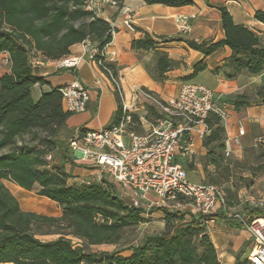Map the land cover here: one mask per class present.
I'll use <instances>...</instances> for the list:
<instances>
[{
	"label": "trees",
	"instance_id": "trees-1",
	"mask_svg": "<svg viewBox=\"0 0 264 264\" xmlns=\"http://www.w3.org/2000/svg\"><path fill=\"white\" fill-rule=\"evenodd\" d=\"M86 1L0 0V55H8V72L0 76V264H218L206 222L220 219L231 230L242 229L222 210L203 217L189 211L159 208L163 228L140 237L137 242L136 231L147 220L141 210L128 208L121 201L112 184L104 180L70 183L64 165L72 162L67 140L75 131L66 124L71 114L62 109L59 88L33 99L32 88L44 85V81L33 74L30 61L35 57L58 61L69 56L71 47L86 40L99 53L105 49L114 29L89 11ZM114 1L122 7L123 0ZM196 1L144 0V3L177 8ZM218 11L224 38L217 42L187 41V46L204 58L222 47L228 48L230 55L221 67L228 80L241 74L262 79L260 84L246 87L223 101L236 112L264 106V31L255 34L235 25L226 8L220 7ZM255 18L263 21V13L256 12ZM160 42L164 39L147 34L131 42L134 51L152 53L144 69L157 83L179 66L158 49ZM95 59L103 61L100 54ZM103 65L116 78L113 67L104 61ZM205 69L201 60L184 79ZM115 98L117 110L112 125L122 117L116 92ZM205 123L209 132L202 140L205 154L200 159L204 183L219 184L223 174L228 176L238 168L249 175L240 178L249 184L257 176H264V139L245 150L243 159L232 165L223 156L225 130L220 118L209 114ZM78 132L82 134L85 130ZM47 156H51L50 161ZM3 181L24 191H34L54 203L60 215L50 217L21 210ZM189 202L182 196L176 198V203L182 206H189ZM249 214L264 216L258 209L250 210ZM42 236L56 238L43 241L39 238ZM103 245L113 246L114 250H90ZM246 245L235 254L233 264H249L243 257Z\"/></svg>",
	"mask_w": 264,
	"mask_h": 264
},
{
	"label": "crops",
	"instance_id": "crops-1",
	"mask_svg": "<svg viewBox=\"0 0 264 264\" xmlns=\"http://www.w3.org/2000/svg\"><path fill=\"white\" fill-rule=\"evenodd\" d=\"M220 7L226 8L235 25H242L255 34L264 31V0H198L191 6L177 8L159 4L147 5L144 0H123L120 8L117 5H101L100 12L96 16L107 22L115 32L110 43L104 49L106 53L105 61L113 67L116 79L126 99L130 97L132 85L142 87L162 99H168L176 96L184 83L201 84L210 88L216 98L223 100L246 87L260 84L262 77L259 76L249 77L241 74L233 80H228L224 76L221 67L224 60L230 55L228 48L222 47L204 58L201 53L187 46V41L197 43L217 42L224 38L218 11ZM124 11L131 13L133 32H130L123 25ZM256 12L263 13V21L255 18ZM183 16L191 18L189 31L185 33L179 30L176 23ZM145 34L153 38H163L164 42L158 44V49L166 52L170 59L179 63L176 69L165 75V80L161 83L154 82L144 69V66L151 61L152 53L136 52L131 48V42L142 39ZM80 53L81 44H77L71 47L69 55L79 56ZM201 60L204 61L206 69L185 80V77L191 75L193 66ZM7 72L8 68L6 66L5 70L0 71V76ZM32 72L44 81V85H36L32 88L34 100H37L42 93L60 88L74 79L80 81L88 89L89 101L86 110L83 113L73 114L68 118L66 122L68 129L73 131H99L112 126V117L117 110L114 88L93 63L85 59L76 69H57L52 63H48L44 67L32 68ZM226 112L227 118L221 121L225 130V141H231L232 138L236 137L239 127L244 129V135L239 139L240 147L231 141L230 158L239 161L245 150L255 147L258 140L264 139V106H253L236 112L227 104ZM152 115L151 110L142 113L141 116L144 121L136 123L132 129L133 132L136 134L146 132ZM187 137V133L183 134L180 138L181 143ZM122 140L125 144L128 143L127 137ZM202 140L195 137L191 152L188 155L177 152L175 157V162L181 165L186 172L188 171V174H196L191 179L188 178L190 182L194 183H202L204 180L203 169L198 162V159L205 154ZM71 161L79 163L76 156L72 155ZM190 162L193 164H188ZM77 165L87 170L88 175L92 174L88 166L81 163ZM64 171L70 176L83 177V174L80 175L77 172L70 174L68 164L64 165ZM260 179H264V176L257 177V182H260ZM77 180L75 178L71 179V181ZM78 181L75 183H78ZM84 182L87 181H80L79 183ZM242 197V202H248L252 199ZM187 207L181 206L178 210L195 213L192 206L189 209ZM247 207L248 210H252L249 204ZM258 210L263 212V208ZM157 214L160 219L158 230H161L163 228L162 214L160 212ZM143 216L145 217V215ZM206 231L216 249L218 264H233L235 254L243 247V244H247L243 254L245 258L256 246L246 231L231 230L220 219H214V223H207Z\"/></svg>",
	"mask_w": 264,
	"mask_h": 264
},
{
	"label": "built area",
	"instance_id": "built-area-1",
	"mask_svg": "<svg viewBox=\"0 0 264 264\" xmlns=\"http://www.w3.org/2000/svg\"><path fill=\"white\" fill-rule=\"evenodd\" d=\"M103 4L117 5L113 0H87L86 8L98 14ZM190 19L183 16L177 20L181 32L189 31ZM123 25L130 32L134 31L129 11H124ZM114 34L112 31L111 35ZM98 54L106 62L105 50L99 53L95 45L86 40L81 43L79 56L69 55L58 61L35 57L30 61L31 68L52 63L57 69H76L86 59L97 66L117 93L122 112L119 122L99 131L79 134L76 130L74 136L67 140L71 155L90 168L92 181L109 182L128 208L141 210L143 215L154 206L168 208L169 203L174 204L171 209H178L182 205L176 203L177 196L189 199L195 213L203 217L222 210L256 244L247 256L249 264H264V216L251 217L250 210L244 215L229 214L225 209L224 195L216 186L190 182L186 170L175 162L177 152L184 155L191 152L195 137L203 139L208 135L205 121L209 114H215L221 121L227 118V103L216 98L210 88L194 83H184L178 94L168 99L132 85L130 97L126 99L111 71L103 61H96ZM1 62L8 65L7 54L0 55ZM59 92L64 112L71 115L85 112L89 91L80 81L72 80L61 86ZM148 110L153 112L148 130L143 134L134 133L133 127L144 121L141 114ZM185 133L188 137L181 143L180 138ZM243 135L244 129L239 127L237 136L231 141L240 147L239 139ZM124 137L128 138L127 144L122 140ZM231 141H225V159L231 156ZM46 160L50 161L51 156ZM248 204L252 209L264 207L263 201H250ZM207 223H214V220Z\"/></svg>",
	"mask_w": 264,
	"mask_h": 264
},
{
	"label": "rangeland",
	"instance_id": "rangeland-1",
	"mask_svg": "<svg viewBox=\"0 0 264 264\" xmlns=\"http://www.w3.org/2000/svg\"><path fill=\"white\" fill-rule=\"evenodd\" d=\"M5 69H6L5 64L1 62L0 71H3ZM243 156L240 159V161L243 159ZM200 159L201 158L198 159V162L201 165ZM226 160L232 165L234 164V162H237V160L232 159V158H228ZM54 161L56 162V164L58 163V159H55ZM247 162L250 163L249 160ZM77 164L79 163H73V162L68 163L69 172L70 174L76 173V172L77 174H80V175L83 174V177L71 175L70 176L71 179L73 178L78 179L79 180V181L77 180L78 183L80 181L92 182L93 178L90 177L91 175H88L87 170H85L82 167H79ZM188 164H193V163L190 162ZM209 170L211 171L212 169H209ZM187 174H188V171H187ZM192 176H196V174L194 173L188 174L189 179H191ZM203 176H204V172H203ZM244 176H248V175L242 172L241 169L238 168L234 170L233 172H231L228 176H225L223 174V176L220 177L219 184H213L223 193L224 199H225V209L229 214L244 215L248 211L247 206L250 201H254V202L263 201L264 203V179L262 180L260 179V182H257L256 178L260 177V176H257L256 178L253 179L252 183L249 184L246 181V179L245 180L240 179V178L249 177V176L248 177H244ZM77 181L70 180V183L77 182ZM204 181L205 179L202 181V183H204ZM3 184L10 191V193L16 198L21 210L30 211V212H34L37 214L50 216V217H58L60 215V210L54 203L50 202L49 200L45 198L37 196L34 191L33 192L24 191L18 188L17 186L9 182H6V181H3ZM205 184H208V183H205ZM242 196L250 197L252 199L249 200L248 202H242L241 201V198H243ZM167 206L168 208L154 206L145 213V219L147 220V222L138 227L136 231V236H135L137 237V240H136L137 242L140 237L146 234H152L159 229L160 219L157 214L159 212L158 211L159 208H165L167 210H172V211L178 210V209H173V208L171 209V207L174 206V204L169 203L167 204ZM190 207H191V203L189 202V206L187 208L189 209ZM263 213H264V207H263ZM39 238L43 241H49V240L55 239L56 237L55 236H42ZM72 241L73 243H76L74 239H72ZM90 250L110 252L114 250V247L103 245L99 247H91Z\"/></svg>",
	"mask_w": 264,
	"mask_h": 264
}]
</instances>
